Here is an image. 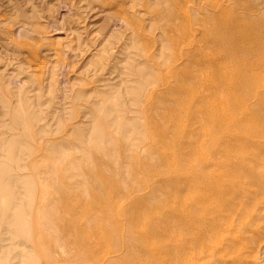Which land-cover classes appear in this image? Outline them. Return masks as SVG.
Instances as JSON below:
<instances>
[{
    "label": "rangeland",
    "instance_id": "rangeland-1",
    "mask_svg": "<svg viewBox=\"0 0 264 264\" xmlns=\"http://www.w3.org/2000/svg\"><path fill=\"white\" fill-rule=\"evenodd\" d=\"M262 100L264 0H0V264H264Z\"/></svg>",
    "mask_w": 264,
    "mask_h": 264
},
{
    "label": "bare ground",
    "instance_id": "bare-ground-1",
    "mask_svg": "<svg viewBox=\"0 0 264 264\" xmlns=\"http://www.w3.org/2000/svg\"><path fill=\"white\" fill-rule=\"evenodd\" d=\"M217 8H218V7H217ZM181 12H182V11H181ZM214 17H215V16H214ZM214 17H213V18H214ZM221 17H223V16H222V13H218V15H217L216 18H217L218 20H220ZM209 18H210V17H209ZM210 19H211V18H210ZM214 19H215V18H214ZM218 20H217V21H218ZM222 20H224V19H222ZM214 22H215V21H214ZM223 22H224V21H223ZM236 22H237V20H236ZM217 23H218V22H217ZM233 24H234V23H233ZM233 24H232V25H233ZM228 25H229V24H228ZM212 26H213V25H212ZM234 26H235V25H234ZM236 26H237V25H236ZM230 27H231V26H230ZM221 28H222V27H221ZM226 28H227V27H226ZM228 28H229V26H228ZM232 28H233V27H232ZM232 28H231V29H232ZM240 28H241V27H240ZM242 28H243V27H242ZM236 29H237V27H236ZM236 29H235V30H236ZM241 30H243V29H241ZM230 31H232V30H230ZM224 32H225V31H224ZM224 32H223V34H224ZM227 32L229 33V31H227ZM232 32H233V31H232ZM230 33H231V32H230ZM246 33H247V32H245V36H246ZM248 33H249V32H248ZM231 35H232V33H231ZM231 35H230V36H231ZM234 35H236V34H234ZM230 36H229V37H230ZM226 37H228V36H226ZM235 37H236V36H235ZM240 37H242V35H241ZM236 38H238V35H237ZM234 39H235V38H234ZM235 40H236V39H235ZM235 40H234V41H235ZM238 40H241V39L238 38ZM221 41H222V40H221ZM238 42H239V41H238ZM187 43H188V42H187ZM222 43H223V42H222ZM224 43H225V42H224ZM227 43H228V41H227ZM202 44H203V43H202ZM230 44H231V43H230ZM232 44H234V42H233ZM187 45H188V44H187ZM228 45H229V44H228ZM226 46H227V45H226ZM191 48H192V47H191ZM188 49H189V48H188ZM199 50H200V49H199ZM196 51H197V50H196ZM203 53H204V52H203ZM180 54H181V53H180ZM195 54H196V53H195ZM204 54H205V53H204ZM217 54H218V53H217ZM149 55H150V54H149ZM196 55H198V54H196ZM227 55H228V54H227ZM193 56H194V55H193ZM193 56H192V57H193ZM180 57H181V56H180ZM190 57H191V56H190ZM190 57H189L188 59L191 60ZM208 57H209V56H208ZM259 57H260V56H259ZM211 58H212V55H211ZM223 58H225V57H223ZM223 58H222V59H223ZM226 58L228 59V57H226ZM229 58H230V57H229ZM188 59H187V60H188ZM200 59H201V57H200ZM217 59H218V57L215 56V60H216V61H217ZM236 59H237V58H236ZM190 60H188V61H190ZM213 60H214V59H213ZM215 60H214V62H215ZM220 60H221V59H220ZM230 60H231V59H230ZM222 61H223V60H222ZM231 61H232V60H231ZM231 61H230V62H231ZM191 62H192V61H191ZM212 62H213V61H212ZM194 63H196V60H195ZM198 63H199V62H198ZM198 63H197V64H198ZM184 64H185V63H184ZM242 64H243V63H242ZM250 66H251V65H250ZM252 66H253V65H252ZM217 68H218V67H217ZM234 68H235V67H234ZM220 69H221V68H220ZM251 69H252V68H251ZM231 70H232V69H231ZM215 71L217 72V74H219V76H220V75H223V73H222L221 71H219V69H218V70L215 69ZM223 71H224V70H223ZM249 71H250V70H249ZM253 71H254V70H253ZM253 71L249 73V72H248V69H247V71L245 70V67H244V68H243V67H238V68L236 69V71L234 70V73H235V74L232 76V80H231L233 84H230V85H232V87H236V86H237L239 83H241V82H245V81L248 82V81H250L251 78L253 79V77H255V76H254V75H255V74H254L255 71H254V73H253ZM212 72H213V71H212ZM218 72H219V73H218ZM172 73H173V72H172ZM258 74H259V73H258ZM206 76H207V75H206ZM216 76H217V75H216ZM223 76H224V75H223ZM207 77H208V76H207ZM217 77H218V76H217ZM220 77H221V76H220ZM218 78H219V77H218ZM221 78H222V77H221ZM224 78H225V77H224ZM227 78H228V77H227ZM203 80H204V79H203ZM256 80H257V79H256ZM208 81H209V80H208ZM224 81H225V80H224ZM228 81H229V80H228ZM257 81H258V80H257ZM230 83H231V82H230ZM223 84H224V82H223ZM203 85H204V84H203ZM227 85H228V84H227ZM250 85H251V84H250ZM204 87H205V86H204ZM224 87H225V86H224ZM226 87H227V86H226ZM232 87H231V88H232ZM257 87H258V86H257ZM262 87H263V86H262ZM227 88H228V87H227ZM238 88H240V87H238ZM238 88H237V89H238ZM197 89H198V86H197ZM228 89H229V88H228ZM232 89H233V88H232ZM232 89H231V90H232ZM251 89H253V87H252ZM235 90H236V89H235ZM237 91H239V90H237ZM192 92H194V91L192 90ZM220 92H221V91H220ZM226 92H227V90H226ZM178 93H179V92H178ZM181 94H182V93H180L179 95H181ZM229 94H230V93H229ZM255 94H256V92H255ZM255 94H254V95H255ZM224 96L226 97V95H224ZM214 98H215V95H214ZM220 98H221V97H220ZM220 98H219V99H220ZM250 99H251V98H250ZM235 100H238V98H235ZM245 100H246V99H245ZM210 101H211V100H209V102H210ZM221 101H222V100H221ZM227 101H229V100H227ZM262 101H263V100H262ZM213 102H214V101H213ZM223 102H224V101H223ZM246 103H247V102H246ZM261 103H264V101L261 102ZM218 104H219V103H218ZM239 104H242V103H239ZM239 104H238V105H239ZM256 104H257V103H256ZM256 104H255V105L252 104V105H253V106H256ZM203 105H204V104H203ZM220 105H221V104H220ZM220 105H219V106H220ZM250 105H251V104H250ZM260 105H261V104H260ZM210 106H211V104H210ZM212 106H213V105H212ZM227 106H228V105H227ZM215 107H216V106H215ZM217 107H218V106H217ZM244 107H245V106H244ZM258 107H259V105H258ZM222 108L224 109L225 106H224V107L222 106ZM222 108H221V109H222ZM251 108H252V107H251ZM251 108H250V109H251ZM218 109H220V108H218ZM248 109H249V108H248ZM252 109H253V108H252ZM212 110H213V109H212ZM216 110H217V109H216ZM218 111H219V110H218ZM221 112H222V111H221ZM226 112H228V111L226 110ZM241 112H242V111H241ZM223 116H224V115H223ZM217 117H218V115H217ZM221 117H222V116H221ZM228 117H229V115H228ZM228 117H227V118H228ZM225 118H226V117H225ZM223 119H224V118H223ZM226 120H227V119H226ZM225 123H227V121H226ZM153 164H154V163H153ZM131 203H132V202H131ZM121 210H122V209H121ZM123 213H124V211H123ZM122 215H124V214H121V216H122ZM117 216H118V214H117ZM131 217H132V216H131ZM133 217H134V216H133ZM129 219H130V217H128V221H129ZM133 220H134V219H133ZM136 221H137V220H136ZM130 223H131V222H130ZM34 233H35V231H34ZM111 234H112V233H111ZM33 243H34V245H37L38 240L34 238V239H33ZM126 243H127V242H126ZM34 245H33V246H34ZM127 247H129V245L126 246V245L124 244V242L122 241V242H120V247H119V248H117L116 250L114 249V250H112V251H110V250H109V251H110V254H112V253H114L115 251H117L118 249L127 250V249H128ZM106 253H107V252H106ZM108 254H109V253H108ZM110 257H111V256H110ZM99 258H100V257H97V258H94L93 260H100ZM105 260H107V259L105 258ZM108 261H109V260H108ZM99 262H101V260H100ZM109 263H110V262H109Z\"/></svg>",
    "mask_w": 264,
    "mask_h": 264
}]
</instances>
